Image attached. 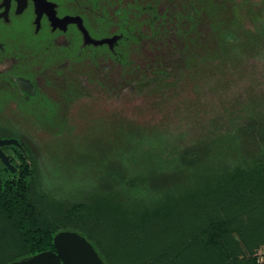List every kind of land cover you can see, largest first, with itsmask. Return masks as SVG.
Returning <instances> with one entry per match:
<instances>
[{
	"label": "trees",
	"instance_id": "obj_1",
	"mask_svg": "<svg viewBox=\"0 0 264 264\" xmlns=\"http://www.w3.org/2000/svg\"><path fill=\"white\" fill-rule=\"evenodd\" d=\"M246 2L236 8L225 4L208 10L201 0L197 11L187 13V17H193V34L198 30L194 27L197 18L199 22L200 19L204 20L203 15L211 18L212 21H207L210 29L205 34L211 36L210 40L205 39L212 42L211 47L204 44L210 56L201 53L183 56L172 50L166 52L170 44L165 45L162 39L157 40L149 33L164 34L175 30L176 24L162 23L160 14H153L149 26L153 30L144 28V24L132 28L124 17V21L121 20L119 26L123 33L116 42L125 43L131 38L130 43L124 48L126 53L113 49L108 53V59L122 67L121 75H127L121 79L124 85L120 89L128 90L122 100L131 106L135 104L137 109L143 108V112L154 106L149 104L148 95L138 99L139 93L148 87L149 93L155 90L161 96L158 100L161 104L156 109L166 111L165 105L168 107V103L164 104V95L159 87L174 83L172 78L184 83L189 79L195 85L194 90L197 86L200 90H195L193 95L191 92L183 96L176 114L193 111L195 115L191 118L195 121L203 118L210 123L216 121L218 129L215 130L216 140L210 137L212 133L208 135L211 143H216L213 146L215 152L212 146L207 145L184 150L173 144L167 150L169 164L183 165L187 178L182 174V168L173 176L170 174L166 177L164 173V179L160 182L165 189L157 203L143 209H129L119 201L111 203L105 198L88 204V221L109 217L124 224L139 226V232L133 230L129 235L117 239L104 233H100V237L97 232L82 231L90 237L104 264H258L254 252L264 245V193L255 200L257 193L254 194L248 187L256 185L257 192H264V119L247 120L243 114L247 100L252 102L254 97L264 96V38L260 35L258 10ZM171 13H166L167 17ZM190 34L184 32V35ZM213 53L217 58L221 55L222 59L219 60H224L216 71L213 69V65H216L213 63ZM145 56L149 57V63L139 64V59ZM194 62L200 66L199 72L187 68ZM72 65L71 78L78 68ZM245 66L254 71L250 84L248 76L244 74L238 79L234 71L236 67L242 69ZM178 67L183 68L180 69L179 78L168 75V70L176 71ZM81 70L85 71L84 66ZM109 71L116 74L111 69ZM94 73L106 74L104 70L97 69ZM103 78L113 77L109 75ZM110 81L106 85L116 88L114 84H118ZM152 87L155 88L152 90ZM175 100L171 102L174 105L178 101ZM170 109L173 112V108ZM211 113H214V117ZM163 118V121L156 120L160 121L157 123L163 125L174 119L165 114ZM198 124L195 123L196 127ZM21 146L26 158L17 148H12L10 153L15 172L0 168V221L7 222L8 227L16 232L17 250L21 253L12 260L8 259L9 262L0 264L55 251L53 237L66 229L45 220L43 210L62 214L64 211L66 215L74 212L76 220L82 221L75 213L81 206L76 204L64 208L39 188L34 157L27 143ZM177 150H181L183 155L176 156V153H180ZM157 162L160 164L164 160L159 158ZM191 206L197 211L188 215L191 221L186 222L185 209ZM180 211L184 214L183 220ZM194 216L199 227L192 225ZM244 251L248 257L243 256Z\"/></svg>",
	"mask_w": 264,
	"mask_h": 264
},
{
	"label": "rangeland",
	"instance_id": "obj_2",
	"mask_svg": "<svg viewBox=\"0 0 264 264\" xmlns=\"http://www.w3.org/2000/svg\"><path fill=\"white\" fill-rule=\"evenodd\" d=\"M52 1L58 3L63 11L69 14H76V11L85 13L78 4L81 0ZM96 1L98 6L103 7L105 17H97L96 8L92 11L90 8L89 15L83 14L93 40L110 39L118 34L122 35L123 29L113 25L116 21L113 11L115 12L118 9L123 12L120 21H124V17L132 28L144 24V28L153 30V27H149L152 18L151 12L160 6L159 13L162 23L174 22L176 27L175 30L164 34L150 31V36H155L157 40L162 39L165 45L170 44V47L164 48L166 52L172 50L177 55L181 54L183 56L188 53H201L210 56L209 49L205 45L210 46L212 42L208 40L211 39V36L205 34L210 29L207 23L212 21L211 18L203 15L204 20L201 21L200 19L199 22V18L196 17L194 27H197L198 30L196 34H193L195 32V28H191L193 17L186 16L189 11H197L201 0H103V3L99 2L101 0ZM155 1H160L158 2L160 5L152 3ZM260 1L247 0L246 3L252 6L257 5L258 9V6L261 7ZM203 2L205 7L211 10L213 7H223L225 4L236 8V6L243 5L245 0H203ZM169 11L172 13L167 17L166 13L168 14ZM258 17L261 18L260 15ZM108 21L112 24L106 23ZM139 21L140 25H138ZM13 24L8 28H0V35L3 32L7 36L14 37L7 41L12 47L25 49L24 53L27 55L41 56V60H47V58L49 60L52 55L61 57L56 58L54 64H60L67 71V64L73 63L78 67V71L75 70L73 78H71V72L70 74L67 72L69 79L67 84L70 83V85L60 86L58 87L59 91L52 92L49 89L52 85H50L52 78L38 80L37 72L34 69L26 68L27 66L21 64L20 61L17 62V57L5 55L0 57V65H2V62L3 65L11 64L7 70L3 68L4 73L7 71V74L13 73L14 77L30 80L34 89L38 92L37 96L34 97L37 99L33 100L31 104H26L27 102L18 99L19 96L16 98L15 92L9 89L7 75L3 74L5 78L0 77V110L3 114H0V138L13 139L21 145H24V142L27 143L34 157L39 188L51 197L55 203L61 204L64 208L76 204L81 206L75 213L82 218V221L76 220L74 212L66 215L63 210L64 214L52 210L46 213L43 210V213H45L44 219L51 220L59 228L66 229L64 231L78 233L92 245L93 242L87 234L82 232L83 230L97 232L100 237L103 233L112 235L116 239L117 237L129 235L133 230L139 232V226L134 223L124 224L109 217L99 218V221L95 222H92L91 219L88 221L86 216L88 204L96 203L98 200H104L105 198L111 203L119 201L129 209L149 207L157 203L163 196L165 188L164 184L160 182L164 179L163 174L166 173V177L170 174L173 176L183 166H180V163L169 164L167 150L173 144H177V147L179 146L184 150L201 148L207 145L212 146V150L215 152L216 143H211L208 135L212 133L210 137L216 140L215 130L218 129L216 121L210 123L205 118L195 121L194 118H191L195 115L193 111L180 115L176 114L183 96L189 95L191 92L193 95V92L197 89L199 91L200 88L197 86V89L194 90L195 85L190 83L189 79L184 83L171 77V81H174V83H166L161 88L159 87L164 95V104L168 103V107L165 105L166 111H163L156 109L161 96L153 90L155 87H152L153 93H149V88L146 87L139 93L138 99H143L148 95L151 102L149 104L154 106L141 112L143 108L137 109L138 106H134L135 104L131 106L129 102L122 100V96L128 90L120 89L121 85H124L121 79L127 75H121L122 67L116 66L108 59V53L112 52V48L117 52L126 53L124 48L129 46L131 38H128L129 41L125 43L117 44L115 42L111 48L102 45L95 47L94 50L88 48L89 50L82 51L79 46L81 38L73 29L70 32L72 35L63 45L53 47V44L59 42L54 38L50 40H22L19 37L33 31V24L29 15L16 19ZM98 24L100 29L97 27ZM5 28H7L6 33ZM186 31L191 34L184 35ZM146 36L150 37L149 35ZM50 47H60L58 48L60 50L49 53ZM77 51H80L79 55H77ZM74 54H76L75 59L72 58ZM212 57L214 58L213 63L217 65H213V69L216 71L220 69L218 66L223 65L224 60H219L222 59L220 58L221 55L217 58L214 53ZM48 63H51V61ZM145 63H149L148 56L139 59V64ZM83 66L85 71L81 70ZM168 66L177 65L169 64ZM56 67L60 69L59 66ZM245 67L247 68V66ZM187 68L198 72L201 70L196 62L189 64ZM246 68L236 67L233 69L238 74V79L244 74L248 76L250 84L252 81L250 78H252L254 71H250L248 68L244 70ZM96 69L104 70L106 74H95ZM110 69L116 74L110 72ZM180 69L183 68L178 67L176 71L168 70L170 73L168 75L179 78ZM52 74L50 73V75ZM109 75L113 78L106 80L103 78V76ZM109 80L118 84L117 86L114 84L116 88L106 85ZM34 82H37V84ZM185 85L188 87L185 88ZM188 90L190 91L188 92ZM16 94L21 95L22 91H20V94L16 91ZM253 94L257 93L254 92ZM175 99L178 101L174 105L172 103L176 101ZM252 100V102L246 101L243 115L247 117V120L264 119V96L256 99L254 97ZM171 107L173 112L170 109ZM37 111L41 114L35 119L18 117V113L27 115L30 112ZM164 114L166 116L170 115V118L174 119L160 125L157 123L160 121L156 120L163 121ZM211 115L214 117V113H211ZM198 122L199 124L196 127L195 123ZM12 148L15 147L13 145L3 147L4 152L8 155H10ZM177 152L180 153H176V156L183 155L181 150H177ZM214 152L212 153L213 156ZM19 153L23 154L24 158L27 157L23 149L22 151L19 150ZM159 158L163 159L164 162L159 164L157 162ZM182 174L186 177L184 168H182ZM248 189L254 194L257 193L255 200L260 199L259 196H263L264 192L256 191V185H250ZM182 211H180L181 220L184 218ZM195 211L197 210H194L192 206L185 209L186 222L191 221L188 215L192 212L196 214ZM83 216L86 220L85 223ZM0 220L2 219L0 218ZM6 223L0 221V263L9 262L8 259L12 260L21 253L20 250H17L16 232L13 228H9ZM192 223L194 227L200 226L195 216ZM243 256L248 257V253L244 251ZM254 256L258 264H264V245H260L255 250Z\"/></svg>",
	"mask_w": 264,
	"mask_h": 264
},
{
	"label": "flooded vegetation",
	"instance_id": "obj_3",
	"mask_svg": "<svg viewBox=\"0 0 264 264\" xmlns=\"http://www.w3.org/2000/svg\"><path fill=\"white\" fill-rule=\"evenodd\" d=\"M46 1L52 4V10L54 12V15L58 19H63L64 17H78V18H80L82 21V25H83L84 29L87 31L90 39H92V40H93L92 34L90 33L89 29L86 26L83 14L89 15L90 8H91V11L94 10V8H96L97 17H99V18L105 17V13H103L104 12L103 7L98 6V2L96 0H84V1L81 0L80 2H78V4L83 8V11L85 13H83V12L81 13L80 11L79 12L76 11L77 12L76 14H69L67 12H64L63 9L58 5V3H56L52 0H46ZM95 1H96V3H95ZM99 2L103 3L104 1L101 0ZM148 2H151V1H148ZM158 2H160V1H155L152 3L160 5V3H158ZM260 2H261L260 8L258 6V9H257V5L256 6L253 5V6L255 9L258 10L257 14L260 15V17H261V18H259L260 19L259 20L260 28H261L260 29L261 30L260 35L264 38V0H261ZM159 8H161V7L159 6L157 9L152 10V12H151L152 18H153V13L156 14L158 12L157 14H160ZM113 13H114V16L116 17L115 18L116 19L115 24H113V25L120 28L119 24L121 22L120 19H121L123 12H121V10L118 9L115 12L113 11ZM27 15H29L31 17V21L33 24V31L20 35L19 37L22 38V40H25V39H33V40L49 39L50 40V39L54 38V39H56V41L57 40L59 41L58 43L53 44L54 45L53 47H55L56 45L57 46L63 45L65 43V41L67 39H69L70 36L72 35V33H70V32L75 30L76 34L79 36V38H81V41L79 42L80 43L79 46H80V49L82 51L92 49L91 47L99 46V45H94V44H90V43H85L84 42V34L80 31V29L76 23L68 22L65 24L64 29H61L59 27L53 28L52 23L49 20L48 14L45 10L43 11V14L40 18L39 25H37L36 19L38 16V11H37L36 3L34 0H24V1L23 0H0V28H2V27L8 28L9 26H13L14 25L13 23L16 19H21L22 17L27 16ZM91 17H92V14H91ZM106 19H108V18H106ZM106 23L112 24V22H109V21ZM97 27L100 29L99 24L97 25ZM7 28L4 29L5 33L7 32L6 31ZM101 28H102V26H101ZM8 36L5 35L3 32L0 35V57L2 55L9 56V57H17L18 58L17 62L20 61L21 64H23L24 66H27L26 68L34 69L37 72L38 80L39 79L46 80L47 78H52L50 81V85L51 84L52 85L49 88L52 92H54L56 90L59 91L58 87H60V86L70 85V83L67 84L69 81V79L67 77V72L69 74H70V72H72V68H73L72 64L66 65V67L68 69V71H67L66 68H63L60 64H54V60L56 58H61V57L52 55L49 60H48V58H47V60L46 59L41 60L40 59L41 56L36 57V56L27 55L24 53L25 49L23 50V48L20 49V48L12 47L7 41H9V39H13L14 37H10V35H8ZM117 36L119 37L120 35L118 34ZM104 45H106V44H104ZM106 46L108 48H111L108 45H106ZM58 48H60V47H56V48L50 47L48 51H49V53H55V51L60 50ZM80 51H77V55H79ZM112 51H113V48H112ZM75 57H76V54H74V57H72V58L75 59ZM30 61H31V63H30ZM49 61H51V63H48ZM43 63H45V64H43ZM9 66H11L10 63L7 65H5V64L3 65V62H2V65H0V75H1L0 77L5 78V76L7 75L6 79L8 80V82H7L8 87H9V89H11L12 91L15 92L14 95L16 96V98L19 96L18 99H20L21 101L27 102L26 104H31L33 102V100L37 99L34 97L37 96V94H38L37 90L34 89L33 83L28 79L25 80V79H20V78L14 77L13 73L7 74V71H5V73H4L3 68L7 70L9 68ZM56 66H59L60 69H58V67H56ZM50 73H53V74L50 75ZM3 74H5V76ZM40 81H43V80H40ZM34 83L37 84V82H34ZM15 89L19 94H20V91H22V94L21 95L16 94ZM0 114H2V110H0ZM40 114L41 113L38 111L37 112H30L27 115H24L22 113L21 114L18 113V117L19 118L22 117L24 119L25 118L35 119V118H38L40 116ZM13 146L15 148H17L18 151L19 150L22 151L21 144H20V146H15V145H13ZM1 149L4 152L3 147ZM5 154L9 157V161L11 163L10 155H8L7 153H5ZM0 166H1V168H5L7 171H9L8 168L5 167L1 161H0Z\"/></svg>",
	"mask_w": 264,
	"mask_h": 264
},
{
	"label": "water",
	"instance_id": "obj_4",
	"mask_svg": "<svg viewBox=\"0 0 264 264\" xmlns=\"http://www.w3.org/2000/svg\"><path fill=\"white\" fill-rule=\"evenodd\" d=\"M34 1L38 11L36 19L37 25H39L40 18L45 10L53 28L59 27L64 29L66 23H76L80 31L84 34L85 43L99 46L106 44L109 47H112L118 38L116 36L110 39L92 40L84 29L80 18L64 17L63 19H58L54 15L51 3L46 0ZM10 145L20 146L16 140L0 138V161L11 173H14L15 168L10 163L9 157L1 149L4 146ZM53 246L55 251H45L28 258L13 261L9 264H104L93 245L78 233L69 231H61L57 233L53 237Z\"/></svg>",
	"mask_w": 264,
	"mask_h": 264
}]
</instances>
